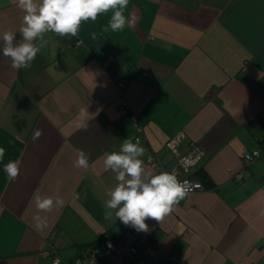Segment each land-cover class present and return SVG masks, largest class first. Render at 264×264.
Instances as JSON below:
<instances>
[{
    "label": "crops",
    "instance_id": "obj_1",
    "mask_svg": "<svg viewBox=\"0 0 264 264\" xmlns=\"http://www.w3.org/2000/svg\"><path fill=\"white\" fill-rule=\"evenodd\" d=\"M17 4L0 0V49L5 31L16 33L14 46L24 42ZM123 14L117 32L101 31L111 10L82 21L80 47L44 33L26 69L0 51V264H71L117 237L124 224L104 204L116 173L100 157L139 137L155 175L147 159L172 168L165 141L178 132L204 153L181 171L203 190L160 222L145 220L154 253L140 245L133 264H264V0H129ZM77 150L87 168L74 166ZM17 161L11 180L4 166ZM36 197L64 203L39 211ZM35 215L47 217L42 230Z\"/></svg>",
    "mask_w": 264,
    "mask_h": 264
},
{
    "label": "clouds",
    "instance_id": "obj_2",
    "mask_svg": "<svg viewBox=\"0 0 264 264\" xmlns=\"http://www.w3.org/2000/svg\"><path fill=\"white\" fill-rule=\"evenodd\" d=\"M128 4L129 0H39V3L34 0H18L17 7L25 13L19 29L24 42L14 46L16 33L5 31L2 37L4 47L0 51L11 59L13 69L29 68L42 46H36L32 41L37 38L43 39L44 33L52 32L60 37H75V45L80 47L84 41L77 34L82 21H96L99 14L111 10L113 15L108 25L101 31L103 33L110 30L121 31L126 25L123 12ZM91 39H97V33L93 32ZM81 112L88 115L87 109H82ZM144 154L145 149L138 140L133 143L127 138L123 140L119 152L105 153L100 157L105 171L111 170L116 173L117 181L115 187L107 192L110 199L104 201L105 208L115 210V218L138 232L149 230L145 223L146 219L160 222L172 211L173 206L187 195V189L178 181L175 174L160 172L153 175L151 172H145L144 161L140 159ZM253 154L259 156V151ZM3 156L4 149L0 148V160ZM74 166L78 168L89 166L88 157L83 150H77ZM4 171L9 179L15 180L19 174V162H9L4 166ZM145 176L148 177L147 182L143 179ZM35 199L37 209L44 212L51 211L54 207H62L64 203L60 197L55 201L51 198ZM259 215L264 216V210H261ZM105 216L111 219L113 213L106 211ZM33 221L38 230L47 226V217L35 215Z\"/></svg>",
    "mask_w": 264,
    "mask_h": 264
},
{
    "label": "built area",
    "instance_id": "obj_3",
    "mask_svg": "<svg viewBox=\"0 0 264 264\" xmlns=\"http://www.w3.org/2000/svg\"><path fill=\"white\" fill-rule=\"evenodd\" d=\"M76 47L75 40L72 43V48ZM119 89L124 90V84L119 83ZM123 108H128V103L125 99L122 101ZM140 127L134 122L133 130L138 133ZM135 142L139 137H134ZM165 147L170 154H172L175 164L172 168L167 169L165 167L156 166V156L151 155L150 159H147V164L150 167H154L158 174L160 172H168L175 174L178 181L184 184V187L187 189V194L198 192L203 190V185L201 181L187 176L181 175V171L187 172L188 169L196 167L200 157L204 154L200 148H197L192 142L185 141L184 132H178L174 134L173 137L165 141ZM254 150L251 153L244 154V160L252 158H258L259 156L254 155ZM249 157H251L249 159ZM237 179L240 175H237ZM187 182L186 184L184 182ZM142 246V251L147 255H150L153 252V244L148 239V236L145 232H138L135 228L131 226H122V231L116 237H106L99 241L98 244H94L88 252L87 255L82 257H77L71 261V264H133V259L140 256L139 246ZM52 264H58V258L54 257Z\"/></svg>",
    "mask_w": 264,
    "mask_h": 264
},
{
    "label": "trees",
    "instance_id": "obj_4",
    "mask_svg": "<svg viewBox=\"0 0 264 264\" xmlns=\"http://www.w3.org/2000/svg\"><path fill=\"white\" fill-rule=\"evenodd\" d=\"M108 237H114V236H108ZM103 239H106L105 236H103L102 238L99 239V241L103 240ZM98 241V242H99Z\"/></svg>",
    "mask_w": 264,
    "mask_h": 264
}]
</instances>
